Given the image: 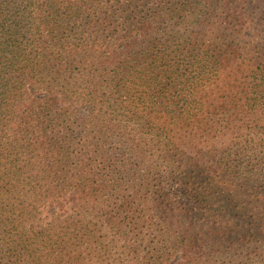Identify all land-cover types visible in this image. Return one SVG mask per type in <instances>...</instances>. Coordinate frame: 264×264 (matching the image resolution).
Returning a JSON list of instances; mask_svg holds the SVG:
<instances>
[{
	"label": "trees",
	"instance_id": "trees-1",
	"mask_svg": "<svg viewBox=\"0 0 264 264\" xmlns=\"http://www.w3.org/2000/svg\"><path fill=\"white\" fill-rule=\"evenodd\" d=\"M101 256L264 264V0H0V264Z\"/></svg>",
	"mask_w": 264,
	"mask_h": 264
},
{
	"label": "rangeland",
	"instance_id": "rangeland-1",
	"mask_svg": "<svg viewBox=\"0 0 264 264\" xmlns=\"http://www.w3.org/2000/svg\"><path fill=\"white\" fill-rule=\"evenodd\" d=\"M166 189H167V191H166L167 194H169L175 200L177 199V201L180 204H184L185 206L191 207L192 203L189 201L187 196L182 191L174 190L173 186H167ZM112 204L114 207L118 208L122 203H120L119 201H114V202H112ZM104 208H106V207H104ZM73 216H75V215H73ZM75 218L78 219V217H76V216H75ZM151 220H152V222H154L153 217H151ZM91 221H92V224L99 227V229H103L104 231L108 232L107 240H112V241L115 240L114 232L112 230H110V226H108V222H105L104 219H99V217L91 218ZM100 235H101L100 233H97V236H100ZM152 237H153V235L151 233V238ZM141 255L144 256V254H142V253H141ZM111 256L114 260H115V257L116 258L118 257V255L114 257L113 254H111ZM101 258L102 259H101L100 264H104L109 260L107 257H104V256H101ZM179 261H180V259L178 257H176V258L170 259L168 264H178ZM130 264H132V263H130Z\"/></svg>",
	"mask_w": 264,
	"mask_h": 264
}]
</instances>
